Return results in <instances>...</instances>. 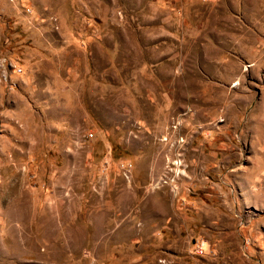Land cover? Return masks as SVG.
<instances>
[{
  "label": "rangeland",
  "instance_id": "obj_1",
  "mask_svg": "<svg viewBox=\"0 0 264 264\" xmlns=\"http://www.w3.org/2000/svg\"><path fill=\"white\" fill-rule=\"evenodd\" d=\"M0 264H264V0H0Z\"/></svg>",
  "mask_w": 264,
  "mask_h": 264
},
{
  "label": "built area",
  "instance_id": "obj_2",
  "mask_svg": "<svg viewBox=\"0 0 264 264\" xmlns=\"http://www.w3.org/2000/svg\"><path fill=\"white\" fill-rule=\"evenodd\" d=\"M197 252H202V248H201V246H198V247H197Z\"/></svg>",
  "mask_w": 264,
  "mask_h": 264
}]
</instances>
